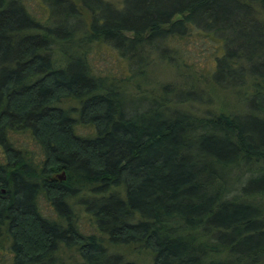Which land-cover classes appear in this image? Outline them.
<instances>
[{
	"label": "trees",
	"instance_id": "16d2710c",
	"mask_svg": "<svg viewBox=\"0 0 264 264\" xmlns=\"http://www.w3.org/2000/svg\"><path fill=\"white\" fill-rule=\"evenodd\" d=\"M41 1L36 16L21 0H0L7 264H58L62 246L82 264H146L111 252L120 246L148 252L147 264H264V0ZM193 35L215 44L204 77L177 44ZM104 45L123 78L94 71L89 53ZM156 59L189 91L140 90ZM197 83L212 95L236 86L238 100L193 113ZM136 98L147 108L134 109ZM73 203L97 233L80 231Z\"/></svg>",
	"mask_w": 264,
	"mask_h": 264
},
{
	"label": "rangeland",
	"instance_id": "374dc122",
	"mask_svg": "<svg viewBox=\"0 0 264 264\" xmlns=\"http://www.w3.org/2000/svg\"><path fill=\"white\" fill-rule=\"evenodd\" d=\"M26 8L34 15L39 16L42 13H45L43 11L44 5L41 0H21ZM45 15H42L41 17H45ZM180 43H177L181 48H184L188 54H190V58L188 60L189 63L193 64L192 70L195 76L204 77L207 74V70L210 66V58L212 57V52H214V42L211 40L202 41L201 38H199L197 35H193L190 37H187L185 40L179 41ZM77 40H75L73 44L76 46ZM89 61L92 65L94 71L96 73L106 72V73H112L117 78H123L125 76V71L123 68V62L121 60H118L113 52H111V49L107 46H97L94 48H91V51L89 53ZM147 79H143L138 86L140 90L144 89H150L153 88L155 94L160 92V89H162L163 85H170L173 86H179L183 91H189L188 90V84L182 86L183 82L185 83L187 80H185L184 77L180 76V73L175 71L173 67H170L168 64H166L163 60L156 59L153 64L148 66L146 68ZM191 73V72H190ZM204 80V79H202ZM206 83V82H205ZM131 88L130 91H135L137 86L130 84ZM195 90L190 89L194 92L192 96L195 101L191 100V106H189L190 111L197 114H204V113H210L211 111H214V109H218L220 107H224L223 103L225 102L223 98L231 97L230 101L232 103H235L238 99V94L235 92L236 86H231L230 88L232 90H224L220 89L221 93L213 94L209 93V91L204 87V85L199 87V84L197 83L194 87ZM206 90V91H205ZM182 91V92H183ZM182 92L173 91L172 96L175 97V100H178V98H182L179 96H185V93ZM200 93V94H199ZM225 95H224V94ZM227 96V97H225ZM183 100V99H182ZM227 100V99H226ZM229 101V100H228ZM229 101V102H230ZM244 104V103H242ZM242 104L240 102V105L242 107ZM147 103L144 101H141L140 99L136 98L133 100L132 107L136 110L138 109H145L147 108ZM246 105H243V109H245ZM240 108V107H239ZM241 108V110H242ZM246 110V109H245ZM139 111V110H138ZM245 112V111H243ZM208 113V114H209ZM78 132L80 134H87L91 132L89 128L81 127L77 128ZM10 137L12 140H16L18 144L22 143L24 140V135L20 133H11ZM29 144V149L33 151L35 161H39L42 157V155L39 152V149L35 146H33L28 140H26ZM62 171L56 173L60 174ZM55 175V176H56ZM66 176V175H65ZM66 179V177H65ZM41 205V211L43 215L54 218L55 213L53 212L52 208L49 206L48 203L44 200H40ZM74 211L77 213L76 215V222L79 225L80 231L84 234H92L97 233L92 226V223L90 222L88 215L84 212L83 208L77 204L73 203ZM111 252H118L121 253L125 258L135 260L138 262H146V264L149 262L150 255L146 251H138L133 246H120L116 247L114 249H111ZM58 264H82V260L79 256V254L73 249H66L63 246L60 248L58 254ZM9 258V254H5L2 250H0V264H7Z\"/></svg>",
	"mask_w": 264,
	"mask_h": 264
},
{
	"label": "water",
	"instance_id": "95a60500",
	"mask_svg": "<svg viewBox=\"0 0 264 264\" xmlns=\"http://www.w3.org/2000/svg\"><path fill=\"white\" fill-rule=\"evenodd\" d=\"M56 176H57V178H59L60 180H64V179H65V172L62 171L60 174H57Z\"/></svg>",
	"mask_w": 264,
	"mask_h": 264
}]
</instances>
